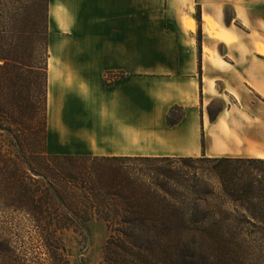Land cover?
Listing matches in <instances>:
<instances>
[{
  "label": "crops",
  "instance_id": "0c3cea01",
  "mask_svg": "<svg viewBox=\"0 0 264 264\" xmlns=\"http://www.w3.org/2000/svg\"><path fill=\"white\" fill-rule=\"evenodd\" d=\"M49 16L48 154L264 158V0H50Z\"/></svg>",
  "mask_w": 264,
  "mask_h": 264
},
{
  "label": "trees",
  "instance_id": "16d2710c",
  "mask_svg": "<svg viewBox=\"0 0 264 264\" xmlns=\"http://www.w3.org/2000/svg\"><path fill=\"white\" fill-rule=\"evenodd\" d=\"M43 3L40 17L46 22L48 0ZM43 73L44 120L35 137L42 150L37 157L51 168L32 173L46 188L34 190L18 171L10 177L19 191L18 208L37 223L35 239L50 258L67 233L86 237L93 220L109 233L101 264H157L162 257L165 264H191L196 249L189 248L196 241L264 237V158L47 155V63ZM43 196L55 206L42 209ZM46 220L53 224H40ZM13 229L0 224V264H27L33 254L16 246ZM138 240L166 242L163 255H148L146 247L134 245Z\"/></svg>",
  "mask_w": 264,
  "mask_h": 264
},
{
  "label": "rangeland",
  "instance_id": "374dc122",
  "mask_svg": "<svg viewBox=\"0 0 264 264\" xmlns=\"http://www.w3.org/2000/svg\"><path fill=\"white\" fill-rule=\"evenodd\" d=\"M49 3L50 0L46 5L47 21L41 22L43 0H0V56L7 59L0 60V224H13L11 236H14L16 246L21 251L31 250L34 259L27 264H101L104 245L109 237L102 221L93 220L86 237L73 233L64 235L57 242L60 249L56 257L50 258L45 244L35 239L33 226L37 223L27 211L18 208L16 196L19 191L10 177L18 171L25 177L24 182L28 186L34 190L41 186L44 190L46 187L37 183L38 177L33 175L32 170L38 168L47 171L51 168L50 162L37 157L42 150L41 143L35 137L41 134L44 120L45 84L42 74L49 57V36L53 33ZM241 7L246 8L245 5ZM235 13L234 7L228 6L225 10L226 21ZM195 15L201 49L200 8ZM40 26L46 35H41ZM112 75L114 78L120 77L119 74ZM222 107L220 101L214 100L209 109L211 117ZM178 117L179 113H175L172 119ZM8 131L12 132L11 136ZM45 152L50 155L46 143ZM60 164L68 168L67 162ZM37 194L41 196L40 191ZM33 199L37 201L38 197L34 196ZM43 201L42 209L45 211L55 206L47 197L43 196ZM33 206L29 204L28 208ZM40 224L53 223L46 220ZM165 244L146 240L134 242L136 247H146L147 254L152 256H162ZM189 249L191 252L196 249L192 252L195 257L191 264H264V237L244 235L224 240L196 241ZM162 261L163 257L156 263L165 264Z\"/></svg>",
  "mask_w": 264,
  "mask_h": 264
},
{
  "label": "bare ground",
  "instance_id": "6f19581e",
  "mask_svg": "<svg viewBox=\"0 0 264 264\" xmlns=\"http://www.w3.org/2000/svg\"><path fill=\"white\" fill-rule=\"evenodd\" d=\"M203 22H205V24H207L211 28L214 27L212 20L209 17H207V16L203 17ZM183 24L186 27L191 28L192 30L195 29V21L193 19L189 18V17H184L183 18ZM217 60L219 61L218 58H217Z\"/></svg>",
  "mask_w": 264,
  "mask_h": 264
},
{
  "label": "built area",
  "instance_id": "2783aa9c",
  "mask_svg": "<svg viewBox=\"0 0 264 264\" xmlns=\"http://www.w3.org/2000/svg\"><path fill=\"white\" fill-rule=\"evenodd\" d=\"M113 76H114V75L107 76V77H106L107 81H108V82H111V81H113V79H114V77H113Z\"/></svg>",
  "mask_w": 264,
  "mask_h": 264
}]
</instances>
